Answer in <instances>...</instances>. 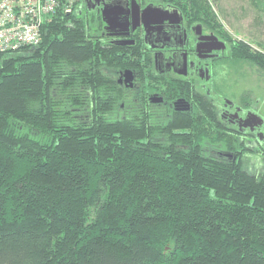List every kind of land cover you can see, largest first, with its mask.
Returning <instances> with one entry per match:
<instances>
[{"label": "trees", "instance_id": "1", "mask_svg": "<svg viewBox=\"0 0 264 264\" xmlns=\"http://www.w3.org/2000/svg\"><path fill=\"white\" fill-rule=\"evenodd\" d=\"M77 10L0 54V264H264V172L120 118L130 51ZM232 55L264 70V48Z\"/></svg>", "mask_w": 264, "mask_h": 264}, {"label": "flooded vegetation", "instance_id": "2", "mask_svg": "<svg viewBox=\"0 0 264 264\" xmlns=\"http://www.w3.org/2000/svg\"><path fill=\"white\" fill-rule=\"evenodd\" d=\"M201 6L197 11L187 0H80L77 14L96 18L97 41L130 51V67L113 74L122 93L120 118L159 124L195 145L201 137L204 156L244 164L248 150L264 146L263 122L242 97L231 99L218 87L215 78L229 76L240 39L219 31L206 2Z\"/></svg>", "mask_w": 264, "mask_h": 264}, {"label": "rangeland", "instance_id": "3", "mask_svg": "<svg viewBox=\"0 0 264 264\" xmlns=\"http://www.w3.org/2000/svg\"><path fill=\"white\" fill-rule=\"evenodd\" d=\"M207 4L215 15L219 31L231 38L244 40L253 49L264 48V11L251 0H207ZM232 63L227 72L229 76L215 78L217 85L231 99L243 98L244 104L262 120L261 131L264 134V70L248 61L236 60ZM261 147L246 153L244 167L249 171L264 172L263 144Z\"/></svg>", "mask_w": 264, "mask_h": 264}, {"label": "built area", "instance_id": "4", "mask_svg": "<svg viewBox=\"0 0 264 264\" xmlns=\"http://www.w3.org/2000/svg\"><path fill=\"white\" fill-rule=\"evenodd\" d=\"M80 0H0V54L36 46L41 28L56 13H70Z\"/></svg>", "mask_w": 264, "mask_h": 264}, {"label": "water", "instance_id": "5", "mask_svg": "<svg viewBox=\"0 0 264 264\" xmlns=\"http://www.w3.org/2000/svg\"><path fill=\"white\" fill-rule=\"evenodd\" d=\"M147 8H148V7H147ZM147 8H145L144 10L146 11ZM105 10H106V8H103V9H102V17H103V19H105V14H106ZM124 73H125L124 76H125L126 80H129V78H130V76H131V72H130L129 70H125ZM261 123H262V120L259 119V124H261Z\"/></svg>", "mask_w": 264, "mask_h": 264}]
</instances>
